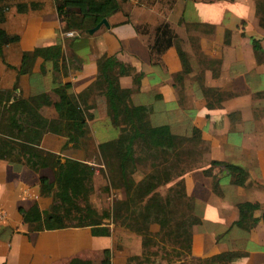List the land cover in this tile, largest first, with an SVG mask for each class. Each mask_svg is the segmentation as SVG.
I'll use <instances>...</instances> for the list:
<instances>
[{
  "label": "crops",
  "instance_id": "0c3cea01",
  "mask_svg": "<svg viewBox=\"0 0 264 264\" xmlns=\"http://www.w3.org/2000/svg\"><path fill=\"white\" fill-rule=\"evenodd\" d=\"M117 2L108 27L86 34L85 47L76 49L79 68L61 71L52 81L50 69L44 76L36 71L40 61L51 68L43 60L49 46L60 43L63 55H70L55 0H0V27L18 36L3 46L5 62L16 70L23 51L34 55L30 73L18 75L16 84L11 68L1 77L0 135L38 151L47 164L33 171L0 159V264H101L105 251L109 264H131L127 258L141 254L140 235L126 227L113 230L114 223L104 218L108 211L90 198L97 185L92 156L119 133L100 89L87 92L102 82L100 69L111 55L131 69L117 82L132 123L152 132L154 140L159 137L169 156L162 164L172 160L178 165L172 168L181 170L167 183L180 181L199 219L191 227L187 264H264V56L256 58L251 48L255 39L264 52V27L255 1ZM41 78L45 81H35ZM65 82L72 95L83 92L86 118L80 131L59 120L52 105V87ZM213 160L243 167V185L231 183ZM39 176L52 183L44 194ZM115 187L122 196L114 201L126 200L120 182ZM245 201L259 206L251 213L258 220L248 229L234 224L236 204Z\"/></svg>",
  "mask_w": 264,
  "mask_h": 264
},
{
  "label": "trees",
  "instance_id": "16d2710c",
  "mask_svg": "<svg viewBox=\"0 0 264 264\" xmlns=\"http://www.w3.org/2000/svg\"><path fill=\"white\" fill-rule=\"evenodd\" d=\"M55 2L56 12L62 24L60 28L61 32L70 30L79 32L92 27L99 22L100 19L109 17L119 9L117 0H55ZM255 10L258 14V24L264 27V0H256ZM84 20L89 21V25H82V21ZM84 38L85 35L70 37L67 42L70 55L67 57L63 55L60 43L49 46L43 60L50 61L51 63L50 74L52 81H55L59 77L61 71L65 72L68 69L79 68L81 59L76 55V49L78 47H85ZM17 41L18 36L16 34H7L4 29L0 27V60H3V46ZM251 48L256 58H260L262 55L264 56V52L257 40L251 39ZM176 51L182 68H185L183 54L177 46ZM33 60L34 55L31 52H23L21 54L20 64L16 69L17 75L30 73ZM130 70L129 66L123 65L114 56H108L100 69L102 82L95 83L97 89H100V93L103 96L106 114L110 123L119 130L116 138L107 140L98 145L99 153L102 158L105 157L106 165L108 164L107 158L115 161L117 181L120 182L126 195V200L118 201L121 203L125 202L124 208L120 209L121 212L117 211L116 206L112 208L115 216L122 212L123 213L120 214L122 217L129 216L130 213L133 214L134 211H136L137 216L144 221L143 229L131 228L141 237L142 252L139 256L128 257V261L137 260L140 264L162 263L155 262L153 259L149 260V256L156 255V253L154 251H149L148 246L155 243L154 240L158 237L159 241L163 239H167L168 241L172 238L179 240V242L175 241L177 244L175 248L171 246L174 256L171 258L168 252L165 253L162 257L163 263L187 264V262H184L182 259L189 255L191 227L197 224L199 219L192 212V203L183 193L180 181L172 185L178 187V189L170 186L167 188L164 195L157 193L155 190L159 185L169 182L173 177H178L181 170L173 175H171L170 172H165L161 181L159 180L161 177L160 172L156 177L148 173L137 183H133L132 179L129 178L134 169V162L136 159L134 144L136 142L144 143L146 141L159 144V141H152L154 140L152 132H141L134 126L128 113L127 98L118 93V76L128 74ZM138 76L139 75L134 76V82H137ZM69 89V82L57 84L52 87L51 91L56 97L52 105L59 120L70 124L80 131L85 123L86 109L85 106L81 107L77 99L81 97L83 92L74 96L69 92ZM8 98L9 97H6L5 99L7 100ZM4 108L8 116V121L14 123L15 119L11 109L7 104H4ZM196 132H198V130L192 128V133L196 134ZM70 137L71 136H68V138L72 140V137ZM158 138L159 137H156L155 139L157 140ZM0 159L24 164L33 171H37L39 168L47 165L41 153L19 145L2 135H0ZM210 163L211 165L221 167V169L229 175L231 183L243 185L247 175L243 167L215 160ZM204 172L207 173V171ZM38 179L40 194L48 192L52 187V183L48 181L45 176H39ZM130 207H134V211H132ZM236 207L238 210V219L234 224L247 229L255 225L258 219L252 217L251 213L254 209L259 207L258 204L245 201L236 204ZM111 212H104V218H110ZM19 213L24 219V210L19 208ZM262 219L264 221V208L262 210ZM150 223H156L158 226L155 232L149 231L148 225ZM93 224L97 225V223ZM126 224L127 223L124 225L126 226ZM38 226H40V224ZM161 248L163 249L164 247ZM142 257H144V260L141 262L140 258ZM101 264H109L107 251L104 252V259Z\"/></svg>",
  "mask_w": 264,
  "mask_h": 264
},
{
  "label": "rangeland",
  "instance_id": "374dc122",
  "mask_svg": "<svg viewBox=\"0 0 264 264\" xmlns=\"http://www.w3.org/2000/svg\"><path fill=\"white\" fill-rule=\"evenodd\" d=\"M256 2V0H254ZM259 1V0H258ZM120 7V6H119ZM125 7H129V2H126L122 5V11L121 12H125ZM120 12V14H121ZM120 15L118 14L117 17H119ZM121 18V17H119ZM124 18V17H123ZM122 18V19H123ZM83 24L82 25H89V21H82ZM85 30V29H84ZM84 30H81L79 32H75L74 30L71 36H65L64 34H62V38L63 37H73L76 35H86L84 33ZM71 31V30H70ZM30 50H25L23 52H28ZM7 63L5 62L4 58L3 60H0V81H5L4 79H1V77H4L5 71L8 72V70L11 68L13 69L15 72V78H14V82L16 84V81H18V75L16 73V70L11 66H7ZM51 70L50 66L46 63H43V61H40V63L36 66V71L38 70L37 74L40 76H44L43 74L46 72V74H48V70ZM47 77V75H46ZM45 77V78H46ZM44 80V78L41 79H37L35 81H40L42 82ZM45 81V80H44ZM14 84V86H16ZM94 89H97L96 84H92L88 89L89 91H94ZM10 94V93H9ZM6 95V96H9ZM15 96V95H14ZM78 101L80 104H82L81 102V98H78ZM94 106V103L91 104ZM81 107H84L83 105H81ZM43 119H39L38 122H42ZM44 123V121H43ZM45 126V123H44ZM150 141V140H149ZM152 141H159V140H152ZM99 153V151H98ZM134 153L136 156L135 162H134V169L132 170V173L130 175L129 178L132 179L133 183H137L139 182L141 179L143 178L146 174L150 173L152 174L153 177L158 176V173H161V177H160V181L163 179L164 177V173H168L170 172L171 175H173L174 173H176L175 171L178 172L177 169L172 168L174 167V165L171 163L172 160H170V163L167 162L166 160V164H162L163 160L166 156L168 155V151L166 148H162V145L156 142H144V143H139L136 142L134 144ZM92 160L91 161H97L94 162V164H91L93 167L94 172H96L95 177V182H96V187H93V191L91 192L90 198H91V202L93 203V205L97 206L98 208H100L102 211H110L111 215L110 218L106 219V223H110L111 222L114 223V226L112 225L111 228H113V230H116L118 228H122L125 229L124 227H126L129 231H131V228H142L144 227V221L141 220V218L139 216H137V212L134 211V207H130V209L132 211H134V213H130L129 216H124L122 217V213H120L119 215L115 216V213L113 211L114 206H116L117 211L121 212L120 209L124 208V203L118 202L116 203L114 200L117 198H120L122 196L121 193V189L118 187H115V184L117 183V170H116V163L113 159H108L107 158V162L108 164H105V157L102 158L101 154H93L92 156ZM93 163V162H92ZM101 164L102 168H98L97 165L95 164ZM181 164H179L180 166ZM178 166V165H176ZM181 166H185V165H181ZM97 170V171H96ZM166 170V171H163ZM99 172V174L102 175V177L100 178L99 175L97 174ZM140 179V180H139ZM137 181V182H136ZM119 182V181H118ZM178 182V181H177ZM176 182H172V183H163L161 185H159L155 190L157 193L164 195L166 193V190L168 187L174 185ZM95 184V183H94ZM175 187V189H178V187L176 186H172ZM123 201V200H122ZM113 204V205H112ZM133 205V204H130ZM113 207V208H112ZM125 223L126 226L124 225ZM157 229V225L156 223H150L149 225V231L150 232H155ZM155 243H152L151 245L148 246L149 251H154L156 253V255H150L149 256V260H154L155 262H163L162 257L164 256L165 253H169V256L172 258V256H174V252L171 249L176 247V242L179 240H176L174 238L170 239L167 241V239H163L162 241L158 240V237L156 238V240H154ZM161 247H164L162 249ZM144 260V257L140 258V261L142 262ZM184 262H188V259L186 257H183ZM139 261V262H140ZM131 264H140L138 263L137 260H133L131 261Z\"/></svg>",
  "mask_w": 264,
  "mask_h": 264
},
{
  "label": "water",
  "instance_id": "95a60500",
  "mask_svg": "<svg viewBox=\"0 0 264 264\" xmlns=\"http://www.w3.org/2000/svg\"><path fill=\"white\" fill-rule=\"evenodd\" d=\"M102 25L105 26V27H108V23H107L106 18H102L94 26H92L90 28H86L84 30V33L90 35V34L94 33L97 29H99Z\"/></svg>",
  "mask_w": 264,
  "mask_h": 264
},
{
  "label": "built area",
  "instance_id": "2783aa9c",
  "mask_svg": "<svg viewBox=\"0 0 264 264\" xmlns=\"http://www.w3.org/2000/svg\"><path fill=\"white\" fill-rule=\"evenodd\" d=\"M72 33H73V31H67V32H65V36H71L72 35Z\"/></svg>",
  "mask_w": 264,
  "mask_h": 264
}]
</instances>
